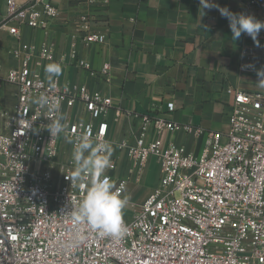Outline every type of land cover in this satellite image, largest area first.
I'll return each instance as SVG.
<instances>
[{
  "label": "built area",
  "instance_id": "2783aa9c",
  "mask_svg": "<svg viewBox=\"0 0 264 264\" xmlns=\"http://www.w3.org/2000/svg\"><path fill=\"white\" fill-rule=\"evenodd\" d=\"M230 1L264 8V0ZM58 15L47 0H5L0 21V35L7 33L19 43L10 52L18 65L5 78L16 87L17 102L12 112H0L6 128L0 133V264H264V93L233 88L228 89L233 103L227 131L184 127L196 138L207 136L198 155L183 146L170 144L162 150L160 142L146 143L145 133L153 123L146 115L141 135L134 143L123 142L119 149L137 165L139 174L156 157L158 186L133 217L128 218L124 209L128 232L123 239L101 237L85 228L86 239L68 247L74 233L70 214L85 194L87 178L74 179L72 154L61 160L63 144L68 140L73 152L75 145L70 141L85 132L96 143L109 142L104 117L112 100L86 86L48 83L31 72L33 57L48 62L56 57L46 44L37 49L22 42V28H46ZM84 40L103 44L106 36L90 33ZM68 59L92 69L78 57L75 47ZM247 60L242 69L250 72V55ZM108 70L106 65L101 73L108 75ZM41 95L47 96L49 105L34 103ZM53 103L59 111L53 110ZM77 103L84 113L101 120L65 119L66 132L51 136L49 123L62 115L64 106L70 109ZM174 107L168 104L169 111ZM154 125L176 128L162 120ZM115 170L116 161L110 159L105 175L124 196L127 181L114 183Z\"/></svg>",
  "mask_w": 264,
  "mask_h": 264
},
{
  "label": "crops",
  "instance_id": "0c3cea01",
  "mask_svg": "<svg viewBox=\"0 0 264 264\" xmlns=\"http://www.w3.org/2000/svg\"><path fill=\"white\" fill-rule=\"evenodd\" d=\"M59 15L46 28H22L21 41L39 49L46 44L56 57L48 62L32 58L30 69L48 83L86 86L112 100L104 120L109 125L110 159H115L116 177L127 181L124 196L138 207L159 184L160 171L156 157L150 158L139 174L137 165L119 147L123 142L134 143L142 133L143 118L153 123L145 133L146 143L160 142L162 150L170 144L183 146L198 155L207 136L198 138L187 133L185 126L202 128L206 132L228 130V117L233 95L228 89L264 93L257 69L264 68V29L257 45L242 34L233 41L229 21L217 8L204 9L199 16L200 0H48ZM220 7L234 13L252 15L264 21V8H250L239 1L220 0ZM5 14V0H0V21ZM90 33L106 36L103 44L87 43ZM18 41L7 33L0 35V112H12L17 102L16 87L5 81L7 72L18 65L10 52ZM75 47L78 57L91 65L80 68L68 59ZM251 71L242 66L248 61ZM63 60V61H61ZM58 64L61 73L49 81L45 66ZM108 65V75L101 73ZM174 110H168V104ZM61 114L70 122L82 119L98 123L83 112L80 103L62 108ZM171 122L176 128H157L154 122ZM0 116V133L5 131ZM72 154L65 140L61 160ZM115 178V177H114ZM115 183V182H114Z\"/></svg>",
  "mask_w": 264,
  "mask_h": 264
},
{
  "label": "clouds",
  "instance_id": "9594fccd",
  "mask_svg": "<svg viewBox=\"0 0 264 264\" xmlns=\"http://www.w3.org/2000/svg\"><path fill=\"white\" fill-rule=\"evenodd\" d=\"M212 8H217L229 21L233 41L238 40L242 34H247L259 45L257 37L264 29V21L252 15L234 13L227 7L215 4L213 0H200L199 16L206 15L204 9ZM44 71L46 79L51 81L60 75L61 67L58 64H50L45 66ZM256 74L260 78L258 83L264 86V68L257 69ZM34 103L47 106L50 101L47 96L41 95L34 100ZM51 106L53 110L59 111L58 104L53 103ZM67 128L63 115L51 121L47 127L51 136H59L65 133ZM70 142L75 145L72 152V162L75 166L74 179L79 182L87 178V187L83 198L70 214L74 233L68 247H75L86 239L85 228L97 232L101 237L123 239L128 232L123 218L128 197L115 191L111 178L105 175L106 169L110 166L112 145L108 141L96 143L87 132ZM79 186L80 184L77 183V187Z\"/></svg>",
  "mask_w": 264,
  "mask_h": 264
},
{
  "label": "rangeland",
  "instance_id": "374dc122",
  "mask_svg": "<svg viewBox=\"0 0 264 264\" xmlns=\"http://www.w3.org/2000/svg\"><path fill=\"white\" fill-rule=\"evenodd\" d=\"M48 1V0H47ZM118 163V162H117ZM116 163V165H117ZM114 178V182H118V177H116V171H114L112 174H111ZM126 211H127V214H128V218H131L133 217V215L138 211V207L134 206V204H130L128 203V205L126 206Z\"/></svg>",
  "mask_w": 264,
  "mask_h": 264
}]
</instances>
